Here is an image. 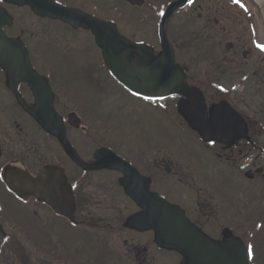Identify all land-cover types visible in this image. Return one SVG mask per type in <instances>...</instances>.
Masks as SVG:
<instances>
[{
	"label": "flooded vegetation",
	"instance_id": "1",
	"mask_svg": "<svg viewBox=\"0 0 264 264\" xmlns=\"http://www.w3.org/2000/svg\"><path fill=\"white\" fill-rule=\"evenodd\" d=\"M52 1L113 22L123 38L157 56L161 12L175 0L162 3L163 11L147 10L156 17L150 30L143 6L128 4L112 21L106 0ZM241 3L245 8L233 0H187L176 8L163 27L171 53L160 57L182 73L161 78L152 64L156 73L142 79L150 85L143 93L112 75L90 29L36 15L27 5L23 20L11 15L3 32L23 45L34 79L12 80L0 67V264H77L66 240L74 247L80 231L106 237L119 264H160L158 250L175 257L163 264H183L174 250L160 248L152 228L131 224L141 211L132 197L137 181L209 240L236 239L247 264H264V51L257 46L264 45V0ZM192 46L206 53L200 67ZM215 46L221 50L209 53ZM127 58L135 67L143 63L134 52ZM179 76L202 97L209 128L219 107L232 113L222 139L207 142L190 127ZM29 111L43 113L44 123ZM66 196L70 218L51 205L65 204ZM18 211L31 217V227ZM129 232L135 243H112L111 235Z\"/></svg>",
	"mask_w": 264,
	"mask_h": 264
},
{
	"label": "water",
	"instance_id": "2",
	"mask_svg": "<svg viewBox=\"0 0 264 264\" xmlns=\"http://www.w3.org/2000/svg\"><path fill=\"white\" fill-rule=\"evenodd\" d=\"M11 2L15 5L30 4L32 10L39 15H49L54 18H60L71 24H80L83 27L90 28L95 35L96 44L101 48L105 62L111 69L113 75L130 88L145 92L150 85L145 79L149 72H152V64L159 66V76L168 72H179L178 68H166L161 59L154 58L152 54L140 44H132L122 38L115 30L112 23L104 22L97 18L87 16L76 10L67 9L47 0H1ZM133 5H142L143 0H126ZM48 2V7L46 6ZM185 0H178L170 4L166 10L163 24L171 15L174 8L183 5ZM8 23L5 12L0 8V66L5 70L10 79H22L30 81L34 79L30 76V68L27 62L26 53L16 40L7 38L1 26ZM163 36V51L169 55V46ZM133 51L143 58V63L139 66H133L128 60V54ZM180 84L182 83L177 78ZM180 89L190 98L189 103L184 104L183 114L186 116L191 127L199 132L205 140L220 139L223 126L230 124L227 119H219L214 122V127L208 129L204 116V105L202 100L190 92L184 84ZM36 120L42 122V116L39 111L32 113ZM237 121V120H236ZM235 121V125H236ZM137 181V187L134 188L133 199L142 208V212L135 216L132 223L138 228L151 227L156 231V240L161 247L174 249L183 258V264H246L245 255L239 242L217 244L202 234L197 232L183 217L181 212L175 207L165 202L162 198L149 193L145 186ZM128 193L132 188L126 186ZM39 194V193H37ZM67 197V196H66ZM65 197V198H66ZM55 210L65 216H69L70 208L68 202L56 205L51 203Z\"/></svg>",
	"mask_w": 264,
	"mask_h": 264
},
{
	"label": "rangeland",
	"instance_id": "3",
	"mask_svg": "<svg viewBox=\"0 0 264 264\" xmlns=\"http://www.w3.org/2000/svg\"><path fill=\"white\" fill-rule=\"evenodd\" d=\"M104 2V0H101ZM166 0H145V6L142 8L144 11V25L146 29L150 30L154 27V22L156 20L155 14L152 12H147L148 9H152V6L154 7H160V3L164 2ZM108 3V6L111 9L110 14L108 15L109 19H116L119 20V14L121 9L127 8L128 5L124 3L123 0H106ZM8 12L15 17L17 21L21 18L24 19L25 15L28 14V11L25 7L21 8H14L10 5L7 6ZM221 50L220 46H215L209 48V53L214 54L216 52H219ZM190 56L197 61L196 67H200L201 63L200 61L203 59L202 56H205L206 53L203 52L200 49L195 48L192 46L189 48ZM133 139H135V136H132ZM110 210H103L99 209L97 210L98 213L101 215L107 214ZM21 217H25L26 214L23 211H18L17 213ZM30 216H26L25 220L21 221H27L30 226L32 224V220H30ZM31 227V226H30ZM62 230L64 232L71 233L72 230L69 229L66 225H63ZM92 232V231H91ZM78 235L75 238V246L73 247V238L67 239V246L69 248V252L74 255L76 259L77 264H109V260L111 257L114 259L116 264H119L118 255L120 256L118 250L115 247L108 246L105 242L107 241V238H103V240L94 239L93 237L89 236L87 232L82 233L81 231L77 233ZM101 234V233H100ZM111 241L112 243L121 249L122 245H125L126 243L130 245L131 243H135L136 236L129 233H123L121 236L119 235H111ZM96 248V249H94ZM105 248V249H104ZM98 251L101 253L100 256L97 257ZM155 257L157 258L158 263H165L167 261L173 260L175 257L166 250H158L155 251ZM173 258V259H172ZM111 264H113L112 261H110ZM173 264H177V261H172Z\"/></svg>",
	"mask_w": 264,
	"mask_h": 264
},
{
	"label": "snow or ice",
	"instance_id": "4",
	"mask_svg": "<svg viewBox=\"0 0 264 264\" xmlns=\"http://www.w3.org/2000/svg\"><path fill=\"white\" fill-rule=\"evenodd\" d=\"M189 2L191 3V0H189ZM234 3L238 4L241 8H245V5L243 3H241V0H233ZM246 10V9H245ZM164 13L161 12V15H163ZM262 51H264V45H257ZM247 253H248V259H252L253 258V246L252 245H248L247 247Z\"/></svg>",
	"mask_w": 264,
	"mask_h": 264
}]
</instances>
